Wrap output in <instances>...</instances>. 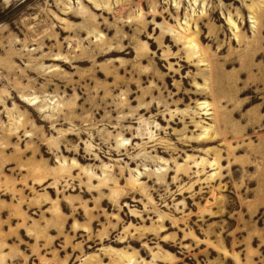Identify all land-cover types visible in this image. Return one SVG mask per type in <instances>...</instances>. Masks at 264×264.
Returning a JSON list of instances; mask_svg holds the SVG:
<instances>
[{
    "label": "rangeland",
    "instance_id": "obj_1",
    "mask_svg": "<svg viewBox=\"0 0 264 264\" xmlns=\"http://www.w3.org/2000/svg\"><path fill=\"white\" fill-rule=\"evenodd\" d=\"M0 264H264V0H0Z\"/></svg>",
    "mask_w": 264,
    "mask_h": 264
},
{
    "label": "bare ground",
    "instance_id": "obj_2",
    "mask_svg": "<svg viewBox=\"0 0 264 264\" xmlns=\"http://www.w3.org/2000/svg\"><path fill=\"white\" fill-rule=\"evenodd\" d=\"M192 41V40H191Z\"/></svg>",
    "mask_w": 264,
    "mask_h": 264
}]
</instances>
